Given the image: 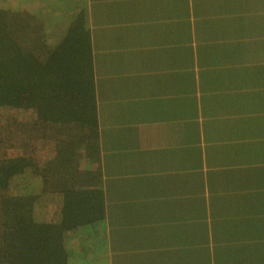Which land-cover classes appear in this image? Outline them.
<instances>
[{
  "label": "crops",
  "instance_id": "obj_1",
  "mask_svg": "<svg viewBox=\"0 0 264 264\" xmlns=\"http://www.w3.org/2000/svg\"><path fill=\"white\" fill-rule=\"evenodd\" d=\"M141 3L85 0L104 78V173L106 163L115 169L126 155L125 168L140 159V177L146 161L152 171L159 167L154 174L166 187L163 194L114 193L126 213L116 223L123 247L110 245L119 258L110 255L109 264H264V0H184L178 42L167 16L142 15L130 25L127 16ZM156 4L147 0L148 12ZM102 37L104 45L117 37L121 49L133 46L120 63L121 79L112 81L105 53L104 64L97 60ZM193 189L201 193L198 205Z\"/></svg>",
  "mask_w": 264,
  "mask_h": 264
},
{
  "label": "trees",
  "instance_id": "obj_2",
  "mask_svg": "<svg viewBox=\"0 0 264 264\" xmlns=\"http://www.w3.org/2000/svg\"><path fill=\"white\" fill-rule=\"evenodd\" d=\"M78 8V0H0V264H109L107 233L116 232L112 250L123 247L109 222L126 211L117 217L107 193L166 189L148 161L138 176L140 159L129 179L120 176L127 157L116 161L120 174L104 177L105 110ZM190 192L198 205L200 191Z\"/></svg>",
  "mask_w": 264,
  "mask_h": 264
},
{
  "label": "rangeland",
  "instance_id": "obj_3",
  "mask_svg": "<svg viewBox=\"0 0 264 264\" xmlns=\"http://www.w3.org/2000/svg\"><path fill=\"white\" fill-rule=\"evenodd\" d=\"M150 1H156V3H158V4L154 5L153 8L151 9L152 13L148 12V8L146 6L147 0H142V3L140 5V7H139V10L136 11L135 13L133 12V13H131V14H129L127 16V19H129V20L131 19L130 25L134 26L137 23V19L139 17H141L142 15L152 14V17L155 20L156 19H160L163 16H167L169 18V22L173 23L172 25H173L175 33H176V35H175L176 41L178 42L179 36H180V41H181L182 35L184 33V23L185 22H184V15H182L179 12H181L182 9L185 6L184 0H150ZM78 2H79V8L77 10L78 12H77L76 16H77V18H80V19L81 18H85V15H86L85 0H78ZM70 14H72V13H70ZM82 20H84V19H82ZM104 34H105V32H104ZM110 38H111V41H112L110 44L104 45V40H105L104 37L101 38V45L99 43H96V47H97L96 57H97V60L100 63L104 64V53H105V62H106V64L110 65V68H111L110 69L111 79H112V81H114L113 77L120 78V79L123 77V75L120 73V72L123 71L122 70V66L123 65L120 64V63L122 61H124L125 57H131L132 56L130 54L131 52L129 51V48H133V46L126 45V49L125 50L121 49L120 47L122 45L117 43V39H119V38H117V37H110ZM100 47L104 48V49H107L109 51H103V50L99 51ZM113 48H115V51L111 50ZM134 55H136V54H134ZM119 66H121V67H119ZM97 78H98V83L102 84V80L104 79L103 78V71L102 72L100 71L98 73ZM109 83L110 82H108L106 85H108ZM176 85H179L178 81H176ZM105 145H106V143H105ZM102 152H103V148H102ZM124 157H126V155H124ZM105 167H106V174L107 175H110L111 173L120 174V167L119 166H117L115 169H111L109 167V165L106 163ZM133 172L134 171H132L131 168L129 167L125 171V173H122L120 175L121 176L129 175V174H131ZM107 196L109 198V201H110L111 198H113L111 196V192H108ZM111 206H112V203L110 202L109 210H111ZM118 212L119 213H118L117 217L121 213L124 215V212L122 211V209H120ZM113 217H115V216H113ZM115 221L116 220L113 219L112 221L109 222L111 227H117V226H115V224L117 223ZM111 233H116V232L113 230V231H111ZM110 236H111V239L115 237V235H113V234L112 235L110 234ZM118 238L121 239L120 237H118ZM107 240H109V239H107ZM110 245L111 244H109V242H108V249L109 250H110ZM111 248H112V245H111ZM109 253H110V251H109ZM110 255H112L115 259L119 258V254L118 253H115V254H111L110 253ZM121 259H132V258H121Z\"/></svg>",
  "mask_w": 264,
  "mask_h": 264
}]
</instances>
